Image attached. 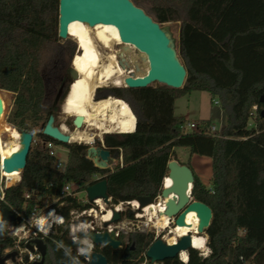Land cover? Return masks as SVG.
Wrapping results in <instances>:
<instances>
[{
  "label": "trees",
  "instance_id": "obj_1",
  "mask_svg": "<svg viewBox=\"0 0 264 264\" xmlns=\"http://www.w3.org/2000/svg\"><path fill=\"white\" fill-rule=\"evenodd\" d=\"M132 1L161 25L180 23L177 54L187 75L181 88L159 84L97 89L96 100L123 99L136 117L133 132L104 136L111 155L123 158V165L110 171L94 166L88 144L62 143L43 134L57 93L63 89L62 101L68 91L67 74L76 50L73 41L58 36L59 0H0V75L15 93L7 122L11 130L33 134L20 180L6 182L1 206L11 210L17 225L22 219L16 211L28 219L52 203L65 223L43 237L48 245L45 264H76L69 252L77 245L71 239L70 212L94 206L78 192L86 193L101 176L108 182L111 204L155 199L168 162L178 161L176 150L183 147L190 156L212 161L210 185L193 171L192 190L194 199L213 211L206 230L211 252L202 257L191 248L187 264H264V0ZM197 90L221 106L226 124L220 132L212 130L209 118L199 119L192 131L182 128L186 120L175 114V101ZM44 142L67 148L63 170L55 168L57 157ZM69 184L76 186L77 194L63 192ZM87 220L81 216L77 221ZM7 225L0 220V238L7 235ZM120 238H128L129 247L135 243V248L108 251L110 261L151 264L144 253L154 234L130 232ZM1 241L4 247L14 245L9 236ZM159 264L185 262L176 257Z\"/></svg>",
  "mask_w": 264,
  "mask_h": 264
},
{
  "label": "water",
  "instance_id": "obj_2",
  "mask_svg": "<svg viewBox=\"0 0 264 264\" xmlns=\"http://www.w3.org/2000/svg\"><path fill=\"white\" fill-rule=\"evenodd\" d=\"M75 20H79L90 26L98 23L115 26L121 41L133 44L147 58L146 60L149 64L148 70L142 74L128 72L124 79L125 87H146L153 83H160L173 88L183 87L187 70L177 54V49L169 33L163 25L153 20L143 8L135 5L132 0H59L58 36L61 39L69 38V24ZM73 58L74 56L71 59L69 88L64 100H66L70 92L71 84L79 77V72L73 66ZM129 70L128 68L127 71ZM62 92L63 89L61 88L54 99V112L49 116L43 128V134L62 143H71L70 134L63 132L61 126L56 123V114L61 109L58 103ZM260 100L264 103V94L260 97ZM3 109L4 102L0 92V117ZM262 113H264V108ZM83 124L84 117L76 115L74 117L75 128H81ZM18 133V149L1 161L2 169L5 172H21L27 164V157L33 142V134L25 130L18 131ZM87 156L92 158L95 165L101 169L108 168L114 161V157L110 151L103 145L90 146ZM167 167L168 173L163 180L169 177L172 182L169 186H164L161 189V196L167 199L165 214L173 221L170 225L171 227L187 226L193 230H189L186 234L178 236L176 242L172 244L162 237L155 239L145 252L146 257L152 262H161L168 258L181 257L180 255L183 251L188 253L191 248H194L192 245L193 235H204L208 238L206 230L210 226L213 217L212 208L207 203L194 199L192 195L195 182L193 170L188 165L179 163L176 159L170 160ZM86 194L90 201L101 199L106 204H110L112 201L108 194V182L105 178L89 185L86 189ZM135 201L139 204L137 210L141 211L146 206L152 204L154 199L150 197H138ZM132 211L129 212V215L132 214ZM191 212L197 218L195 227L191 222H187V216ZM120 218L121 209L116 210L112 208V219L106 222V225L118 222ZM0 220L7 223L14 220L11 210L8 207H2L1 201ZM87 236L95 244H105L114 248H117L120 244V240L117 238L114 230L89 231ZM27 244L29 250H38L42 255L39 261H35L32 264H44L46 256V244L44 240L42 238H35ZM71 253L81 262H86L84 256L78 253L77 248L72 249ZM16 255V251L4 256L0 255V264H5L8 259L15 262ZM26 258L28 257L26 256ZM89 264L109 263L103 254L92 252Z\"/></svg>",
  "mask_w": 264,
  "mask_h": 264
},
{
  "label": "bare ground",
  "instance_id": "obj_3",
  "mask_svg": "<svg viewBox=\"0 0 264 264\" xmlns=\"http://www.w3.org/2000/svg\"><path fill=\"white\" fill-rule=\"evenodd\" d=\"M69 35L76 41L79 47V52L73 58V66L79 72V77L71 84V89L65 100L63 111L74 117L76 115H82L84 117V123L92 125L91 128L94 126L100 133L133 132L136 128V117L125 100L112 96L95 100L94 95L98 87L105 86L108 83L115 86L124 85V79L128 72H135L131 67L127 71L128 68H124V64V66H121L113 52H110L107 59L104 60L98 44L110 50L112 49L113 43H121L129 51L133 49L131 52L138 50L133 44L121 41L117 28L110 24L98 23L90 26L84 22L75 20L69 24ZM148 68L149 64L147 61L144 72ZM61 128L63 132L70 134L71 141H93L94 136L87 132L75 130L72 133H68V129L65 126ZM4 134L9 136V141L4 140ZM18 138L19 133L17 130H11L9 124L6 125L0 122L1 161L18 149ZM15 173L20 172H5L2 169L3 176L4 174L11 175ZM171 182L169 177L165 179L166 186H169ZM133 202L134 208H137L139 206L138 202L135 200ZM102 208L103 212H105L104 217L109 219L111 210H107L105 207ZM118 209H120L119 206ZM143 211L146 212V215L150 216L157 227L163 229L170 225L169 216L165 214L164 203L161 202L160 205L152 203L146 206ZM43 220L46 223V219L43 218ZM187 222H191L195 227L197 218L193 212L188 214ZM189 230L193 229L187 226H172L165 238L172 244L176 242L178 236L186 234ZM207 239L204 235L198 236L195 234L192 238V245L195 249L204 250L207 248ZM199 240L204 241L202 247L196 246L195 242ZM182 253L187 254L186 251Z\"/></svg>",
  "mask_w": 264,
  "mask_h": 264
},
{
  "label": "rangeland",
  "instance_id": "obj_4",
  "mask_svg": "<svg viewBox=\"0 0 264 264\" xmlns=\"http://www.w3.org/2000/svg\"><path fill=\"white\" fill-rule=\"evenodd\" d=\"M179 26H180L179 22H173V21H169V22H166L163 24V27L169 33V35L172 39V42H173L176 49L178 47V42H179ZM68 39H70L71 41H73L76 44V50H75V54H74V56H75L79 52V47H78L76 41L70 35H69ZM98 48H99L100 52L102 53L104 60L107 59V56L110 52H113L116 55V58L118 59V62L120 63L121 66L125 65L124 68H129V69H130V67L133 68V70L136 72V74L144 73V69L146 68V65H147V60H146L143 53H141L139 51L131 52L133 49H131V51H129L121 43L120 44L113 43L112 49H110L111 51L109 49L104 48L100 44H98ZM70 65H71V63H70ZM159 84L160 83H153L152 85L157 86ZM123 86L124 85L115 86L111 83H108L107 85L102 86V87L112 88V87H123ZM96 91H95V94H96ZM0 92L2 94L3 102H4V109H3V112H2L1 117H0V122L3 121V122H6V124H7L8 123L7 117L10 114V111L12 109L15 93L12 90V88L10 87V85L6 81L3 80L1 75H0ZM109 97H111V96H109ZM94 99H95V97H94ZM216 102H217V100L211 99L210 95L207 92L197 90V91H193L189 94H186V95H183V96L177 98L175 101V105H174V112H175V114L184 117V119L186 120L185 124H186V130L187 131H192L194 129V128H190L187 124H189L191 122L196 123L199 119H202V118H209L211 120L212 126L215 127V131L220 132L222 130L223 126L226 124V116H225L221 106ZM64 103H65V100L59 101V103H58V105L61 107V109L56 114V123L61 127L65 126L68 129V133L69 132L72 133L75 130H80V131L87 132L88 134H91L94 136L92 139L93 141H90V142H88V141H72V142L88 144L89 146L92 143L93 145L96 146V144H97L96 142H97V140H99L100 145H102V144H104L105 134H107V133H118V132L100 133V131H98L94 126L91 128L92 125H89L88 123L87 124L84 123L81 128H75L73 123H72L74 116H70L63 111ZM3 122H1V123H3ZM3 137H4L5 141H9V139H10L7 134H4ZM55 149L58 152L60 159L65 162L67 160V157H68L67 148L64 147L63 145H57L55 147ZM176 152H177V159L180 163L189 165V167L201 178V180L206 185H210L211 177H212V161H211L210 157L204 156V155H199V154H194V155L190 156L187 149L183 148V147L177 148ZM120 156L114 157L116 160H118V162H119L118 165H120V162H121ZM1 158L2 157L0 154V167H1ZM118 165H114L113 168H115ZM2 176H3L2 173H0V180H2L3 183L7 182V181L13 182L17 178L19 180V178L21 177V173H15L11 176L4 174V176L6 177L7 180L5 179L4 176L3 177ZM78 196L80 198H85L87 195L85 192H78ZM101 204L103 205L102 207H106L105 209H111L112 208L111 204L105 205L104 202H102V201H101ZM117 205L122 210L121 220L123 222L124 221L127 222L128 218H129L128 217L129 212L133 210L132 206L128 202H121ZM97 207H99V206L97 205ZM135 212L136 211H132L133 217H134ZM138 212H142V211H138ZM146 217H148V216L146 215ZM143 220H144V218H143ZM75 232H77L76 229H75ZM161 234H163V232ZM163 235L167 236V233H165ZM161 237L166 240L165 237H163V236H161ZM207 241H208V239H207ZM197 250L199 252V255L201 254V252L205 253V251H207L208 255L210 254V248L208 247V245H207V248L204 250H199V249H197ZM146 261L147 260H144L142 264L146 263ZM153 264H159V262H156Z\"/></svg>",
  "mask_w": 264,
  "mask_h": 264
},
{
  "label": "built area",
  "instance_id": "obj_5",
  "mask_svg": "<svg viewBox=\"0 0 264 264\" xmlns=\"http://www.w3.org/2000/svg\"><path fill=\"white\" fill-rule=\"evenodd\" d=\"M218 103V101L216 102ZM190 128H196V123L191 122L187 124ZM183 129H186V124L182 125ZM212 130L215 131V127L212 126ZM50 149V154L57 157V160L54 164L56 169L63 170L66 166V161H62L59 157L58 152L56 151L55 147L56 145L52 142H44ZM104 147L105 145L102 144ZM90 146H95L91 143ZM89 146V147H90ZM106 148V147H105ZM92 163L95 165L94 160L90 158ZM120 165H123V158L122 155L120 156ZM118 160L114 158V161L112 164L109 165L108 168L110 171H113L114 165H118ZM97 167V166H96ZM99 168V167H98ZM0 173H2V166L0 167ZM3 177V176H2ZM96 179L99 181L103 179L101 176H96ZM166 179V178H165ZM20 180V179H19ZM6 182H2L0 180V201L4 200L5 197V189L8 187ZM166 186L165 180L162 182V188ZM161 188V189H162ZM76 186L69 184L66 185L63 189V192H66L70 195L77 194L76 192ZM87 195V194H86ZM111 198V197H110ZM83 200L94 202V206L85 209L82 211H76L72 210L70 212L71 219H70V231H71V239L73 242H82L84 245L92 244V240L87 236V233L89 231L91 232H101L104 230L111 231L114 230L117 237H119L120 233H130L135 231H144L154 234V240L157 239L159 236L165 237V235L161 234L163 231L168 230V233L171 228V224L173 223L172 220H170V225L166 228H159L157 227L150 216L146 217V212L141 210L142 212H138V207L134 208L133 201L128 202L131 206L133 211H136L134 214V217L129 215L128 221L123 222L120 218L118 222L109 223L106 225V222H109L112 219V208L118 209V206L115 204H111L112 208L107 209L111 210V215L109 219H106L104 217V212L101 204V199H96L94 201H90L88 197L86 196ZM100 200V201H99ZM99 201V202H98ZM103 202V201H102ZM164 203L165 209H166V202L167 199L163 198L160 194L154 199L153 204L160 205ZM105 205H108L104 203ZM97 205L99 207H97ZM115 205V206H114ZM106 208V207H105ZM122 212V210H121ZM16 214L22 219V222L20 224H13L12 222L8 223L6 226V234L10 236L14 240V249L17 251V263L18 264H30L32 262H35L40 259V254L37 250L31 251L26 246L25 243L29 242L31 238H37V237H48L50 234L54 231V229L58 225H63L65 223L64 216L57 211V209L51 204H48L40 211V213L32 215L30 218L26 219L21 212L16 211ZM81 216H87V221H77ZM45 218L46 223L43 225H40L38 223L39 220ZM144 218V220H143ZM146 218V219H145ZM75 229L77 232H75ZM83 232L84 236L80 237L78 233ZM41 237V238H42ZM87 241L88 243H85ZM82 249V248H81ZM80 249V250H81ZM11 249H7V251H10ZM211 252V251H210ZM202 257H206L207 255H204L203 252L200 254ZM26 256L28 258H26ZM12 264V263H10Z\"/></svg>",
  "mask_w": 264,
  "mask_h": 264
},
{
  "label": "flooded vegetation",
  "instance_id": "obj_6",
  "mask_svg": "<svg viewBox=\"0 0 264 264\" xmlns=\"http://www.w3.org/2000/svg\"><path fill=\"white\" fill-rule=\"evenodd\" d=\"M67 80L69 81L70 80V71H69V73L67 74ZM64 99H65V97H64ZM63 99V100H64ZM72 123H73V125H74V119H73V121H72ZM74 127H75V125H74ZM96 146H97V144H96ZM121 214H122V212H121ZM135 233H148V232H144V231H135ZM165 233H167L168 234V230H166V231H163V234H165ZM122 234H129V233H120L119 234V237H117L119 240H120V244H119V246L117 247V248H114V247H112V246H109V245H105V244H95V243H93L92 242V249H91V251L90 252H88L87 254H84V253H82L81 252V248H87L88 247V245H84L82 242H77V245L75 246V247H73V248H70L69 249V252H70V254H71V256H72V258H73V260H74V262L76 263V264H89L90 263V261H91V253L92 252H99V253H101V254H103L104 256H105V258L107 259V262L109 263V264H117V263H115V262H113V261H110L109 260V258L107 257V255H106V253L108 252V251H126L127 249H131V250H133L134 248H135V243H132V244H130V247H129V243H130V241H129V239L128 238H124V239H121L120 238V236L122 235ZM7 236L8 235H3L2 236V238H0V255L1 256H4V255H6V254H10V253H12V252H15L16 250L14 249V245L13 246H10V247H4V244H3V242L1 241V240H3V239H6L7 238ZM162 236V235H161ZM161 236H159V237H161ZM10 237V236H9ZM158 237V238H159ZM11 238V237H10ZM37 238H41V237H37ZM32 239H35V238H31L29 241H31ZM42 239L44 240V238L42 237ZM44 242H45V240H44ZM153 242V241H152ZM151 242V243H152ZM28 243V242H27ZM27 243H25V246L28 248V244ZM45 244H46V256H47V253H48V245H47V243L45 242ZM35 246V245H34ZM36 247V246H35ZM11 249L10 251H7V249ZM74 248H77L78 249V253L79 254H81V255H83L84 256V258H85V260H86V262H81L76 256H74L72 253H71V251H72V249H74ZM36 249V248H35ZM38 251V250H37ZM17 252V251H16ZM146 252V251H145ZM38 253L40 254V259H41V257H42V255H41V253L38 251ZM188 254V257H189V252L187 253ZM46 256H45V260H46ZM144 256H145V259L147 258L146 257V254L144 253ZM179 258V260H181V261H183L182 259H181V257H178ZM39 259V260H40ZM147 259H149V258H147ZM39 260H37V261H39ZM45 260H44V264H45ZM151 261V260H150ZM10 263H12V264H18L17 263V255H16V260H15V262H13V261H11V259H8L6 262H5V264H10ZM33 263V262H32ZM32 263H30V264H32ZM153 263H156V262H152L151 261V264H153ZM160 263V262H159ZM145 264V263H144Z\"/></svg>",
  "mask_w": 264,
  "mask_h": 264
},
{
  "label": "clouds",
  "instance_id": "obj_7",
  "mask_svg": "<svg viewBox=\"0 0 264 264\" xmlns=\"http://www.w3.org/2000/svg\"><path fill=\"white\" fill-rule=\"evenodd\" d=\"M38 223L40 225H43L44 224V220L41 219V220L38 221ZM197 242H198V244H200L202 246L204 244V241L203 240H199ZM85 243H88V242L85 241ZM202 246H197V247H202ZM91 249H92V245L91 244H88V247L87 248H82L81 249V252L84 253V254H87L88 252L91 251ZM207 254H208L207 251H205L204 255H207ZM181 259L185 262V264H187V261H188L189 257H188V255L186 253H181Z\"/></svg>",
  "mask_w": 264,
  "mask_h": 264
},
{
  "label": "snow or ice",
  "instance_id": "obj_8",
  "mask_svg": "<svg viewBox=\"0 0 264 264\" xmlns=\"http://www.w3.org/2000/svg\"><path fill=\"white\" fill-rule=\"evenodd\" d=\"M195 243H196V246H202V245L198 244V242H195Z\"/></svg>",
  "mask_w": 264,
  "mask_h": 264
},
{
  "label": "crops",
  "instance_id": "obj_9",
  "mask_svg": "<svg viewBox=\"0 0 264 264\" xmlns=\"http://www.w3.org/2000/svg\"><path fill=\"white\" fill-rule=\"evenodd\" d=\"M219 104V103H218Z\"/></svg>",
  "mask_w": 264,
  "mask_h": 264
}]
</instances>
